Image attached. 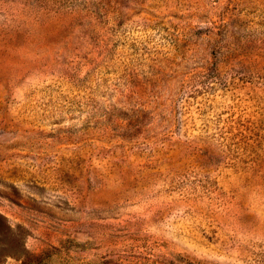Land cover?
<instances>
[{"label":"rangeland","instance_id":"obj_1","mask_svg":"<svg viewBox=\"0 0 264 264\" xmlns=\"http://www.w3.org/2000/svg\"><path fill=\"white\" fill-rule=\"evenodd\" d=\"M0 264H264V0H0Z\"/></svg>","mask_w":264,"mask_h":264}]
</instances>
